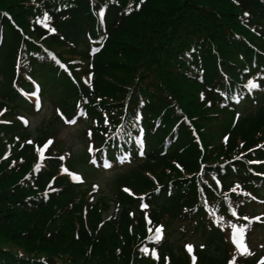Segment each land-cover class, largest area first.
Listing matches in <instances>:
<instances>
[{"label":"trees","instance_id":"16d2710c","mask_svg":"<svg viewBox=\"0 0 264 264\" xmlns=\"http://www.w3.org/2000/svg\"><path fill=\"white\" fill-rule=\"evenodd\" d=\"M2 4L0 0V115L11 122L0 124V261L4 264H130L133 258L134 238L128 229L133 224L127 215V207L132 204L128 199L119 197L121 208L117 223L104 222L96 230L99 216L89 215L92 222L89 228L85 227L80 205L72 206L67 214L54 210L59 199L71 201L73 194L69 188L63 189L60 198L51 196L44 203L41 195L45 185L52 178L57 186L61 185L52 161L39 178H24L25 173L31 174L34 157L32 147L25 144L31 134L16 119L17 112L25 108L12 87L14 79L28 90L31 87L25 79L37 80L43 87V95L56 100L66 114L73 111L81 96L88 94L100 98L102 107L109 108L107 111H120L125 104L135 105L139 99L150 100L149 104L144 102L142 113L151 156L142 163L139 172L154 173L169 160L190 172L197 169V161L202 157L215 154L217 161L225 160L233 151L242 153L249 161L264 159L260 150L248 152L264 135V97H260L257 106L250 107L249 113H243L232 128L230 122L216 135L219 141L216 146L212 130L218 125L216 121L223 123L213 116L221 101L213 89L227 87L218 69L229 72L230 77L243 79L244 68L254 73L264 63V0H32L31 4L24 5L26 8L19 12V18ZM43 9L50 19L42 27L30 20ZM101 9L103 14L99 18ZM41 42L54 46L61 55L83 61L85 73L93 78L92 91L79 77L71 80L57 67L46 63L45 59L49 58L42 53L45 47ZM95 45L101 50L92 56ZM19 55L26 63L24 69L16 70ZM198 68L205 75L203 83L197 80ZM200 91L205 96L202 102ZM169 109L181 116L195 117L197 122L193 124L203 130H197L202 149L181 122L177 126L178 139L171 141L167 151L161 153L162 140L171 127L168 124L173 122H163L154 129L152 118L163 111L168 113ZM96 116L101 121V115ZM55 123L56 117L52 114L49 123L37 133L39 139L50 136ZM223 135L227 137L225 146ZM6 152L10 153L5 159ZM251 168L255 173L264 174L262 165ZM227 172L229 180L238 179L255 192L253 185L260 179L251 175L244 164L235 163L234 170ZM130 178L135 177L130 175ZM125 184L132 185L126 178L116 180L114 191ZM161 195L151 212L155 222L175 220L183 208L192 207L191 202L182 201L180 191L167 197L163 190ZM35 196L37 200L33 199ZM139 221L142 230L143 222ZM14 227L18 232L11 231ZM210 235L213 234L201 239L208 247L196 249L198 264H226L228 256L219 245L220 238L215 235L211 241ZM173 238L165 239L158 249V257L163 261L166 256L172 264H188L181 241L177 236ZM64 240L67 248L60 253L50 249L65 245Z\"/></svg>","mask_w":264,"mask_h":264},{"label":"rangeland","instance_id":"374dc122","mask_svg":"<svg viewBox=\"0 0 264 264\" xmlns=\"http://www.w3.org/2000/svg\"><path fill=\"white\" fill-rule=\"evenodd\" d=\"M2 1H3V4H2L3 8L12 9L17 14V18H19L21 16V14L19 12H21L22 9L26 8L24 5L32 3V0H2ZM49 47L53 48L55 51L57 50L54 46H49ZM123 71H127V69L123 70ZM51 102H53V101H51ZM51 102L48 101V100L46 102H44V104L42 105V107L40 109L41 111L37 115L29 117V119H28L29 132L31 133L33 138H36V133H37V130L39 128H41L44 125L49 123L48 120L51 118V111L54 110V112H55V107H57V106L53 105V103L51 105ZM215 124H218V125H215L212 128V130H213V132L215 134V136H214V145L216 146V145L219 144L218 143L219 141L216 138V135L220 134L221 130L225 126H228V123L225 122V121H223V123H218L216 121ZM59 127L57 128V130L54 129L53 135L55 137L60 138L61 140H64V142L67 143V147H69L72 150V152L75 153V156L77 158L80 157L81 156V149L83 148V144H84V141H81V138H80V136H81L80 129L78 127H72V128L61 127V126H59ZM207 129L211 131V128H207ZM80 170H83V168H80ZM173 172L174 171H171L168 174H171ZM115 175H116V172L115 173H108V174H101V175H95L94 176L95 177V182L99 185V190L97 191L98 193L95 192V193H97L95 195V198L96 199L99 198V201H100V198H104L105 199V201L100 202L102 204V207L103 206L105 207V209L103 210V212H105V213L103 215L101 214V219H103L104 218L103 216H105V215L109 216L112 213V210L114 208L112 206V204L108 203V202H109V200H111L113 198L112 196H110V193H112V190L110 189V187L112 188V178ZM154 175L155 176L153 177V181L160 182V181H162L164 176H166V173H164L163 171H160V172L155 173ZM91 181H93V180H91ZM79 191H80V193L84 192V191L90 193V189L87 186L85 188L79 189ZM85 192L82 193V196H83V197H81L82 199L85 198L84 196L87 197V195H88V193H85ZM85 200H87V199L83 200L84 204H85ZM56 204H57V207L54 208V210L60 211L62 214H66L67 213V211H68L67 201L59 200V201L56 202ZM100 207L101 206H99V208ZM93 217H96V213L95 212L93 213ZM165 225H166L167 228L170 229L171 226L174 225V224H171V226H170V223L166 222ZM14 228L15 229H12L11 231H13L14 233L18 232L17 228L16 227H14ZM230 229L234 230V228H230ZM114 232H117V231L114 230ZM229 233H230V231H228L227 236L225 235V239H226V241L228 240L229 243H230V246H229V243L227 241L226 245L228 244L227 247L229 246L228 249L230 251V259H231V263H233L235 259L240 258L241 255H243V254L239 253L241 251L239 247H237V246L234 247V242L233 243L231 242V237H230ZM135 235H136V232L133 233V238H135ZM65 240H64L65 245H62V244L54 245L50 249L60 253L62 250L67 248V243L65 242ZM250 243H251V246L253 248H257L258 251L264 253L263 252L264 251V231L258 232L255 235V237H253L251 239ZM135 246L136 245L132 241V247H134V249L131 250V253L133 255H135V256H139L140 255L141 258H143V260H144V256H143L142 252L140 254H137L135 252L137 250V249H135ZM64 258H65V256H64ZM139 264H147V263L144 262V261H141V262H139Z\"/></svg>","mask_w":264,"mask_h":264},{"label":"snow or ice","instance_id":"6c2138e0","mask_svg":"<svg viewBox=\"0 0 264 264\" xmlns=\"http://www.w3.org/2000/svg\"><path fill=\"white\" fill-rule=\"evenodd\" d=\"M141 2H143V0H141ZM102 14H103V10L101 9V15ZM245 15H248V14L245 13ZM44 18H45V20L50 19V17H48L47 14H45ZM253 86H255V85H253ZM29 143H31V142L29 141ZM49 143H51V141H49ZM125 191H129V190L125 189ZM157 232H159V228L157 229ZM156 238L159 239V236H157ZM237 245H238V247L243 248L245 252H247V248L242 243L237 241ZM186 247H188V250L191 251V246L190 245H188ZM229 264H231V262H229Z\"/></svg>","mask_w":264,"mask_h":264}]
</instances>
